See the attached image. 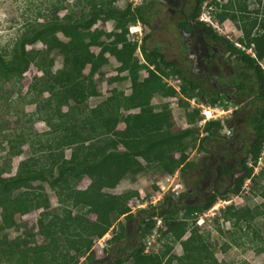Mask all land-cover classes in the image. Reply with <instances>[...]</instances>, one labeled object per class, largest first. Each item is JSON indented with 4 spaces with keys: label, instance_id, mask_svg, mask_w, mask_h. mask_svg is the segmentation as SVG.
Returning <instances> with one entry per match:
<instances>
[{
    "label": "trees",
    "instance_id": "16d2710c",
    "mask_svg": "<svg viewBox=\"0 0 264 264\" xmlns=\"http://www.w3.org/2000/svg\"><path fill=\"white\" fill-rule=\"evenodd\" d=\"M85 1L77 3L80 7L78 13L70 9L66 0H47L46 4L42 3L44 8L38 7L35 19L26 20L10 52L3 55L0 51V85L13 84L19 74H24L31 66L42 72L43 77L36 79L41 85L37 95L47 93L49 97L43 105L37 103L38 96L31 97L29 103L35 105V111L30 121H43L50 129L36 139H32V135L17 139L12 134L6 135L7 124L0 126V149L5 153L3 166H8L13 157L23 155L22 148L27 143L33 155L29 160L19 163L17 172L22 178L21 184L4 178L6 169H0V264H86L94 259V255L86 251L88 240L98 242L112 229V237L108 241L112 244L123 241L126 238L123 224L119 225L121 229L117 233L116 223L121 217L130 220L135 216L130 202L140 198V195L137 191L120 195L110 191L126 178L135 181L136 176L148 170H159L167 175H174L178 170L185 173L191 164L186 163V149L179 147V143L187 144L189 140L196 142L195 135L199 134V130L193 126L203 119L200 110H191L184 102L195 98L201 105L213 107L218 104L217 99L198 92L193 82L175 72L158 48H147L150 35L143 38L140 46L128 40L131 23H148L144 15L145 7H140L135 13L131 5L119 10L112 5L111 0ZM206 1L201 0L198 17ZM253 1L258 4V9L254 11L250 10V0H227L224 5L212 1V6L217 9L213 14V22L218 26L226 20L236 23L243 34L240 44L245 49L252 48L253 55L238 49L219 35L217 28L211 24L202 22L218 40L227 44L231 54H235L247 66V77L256 79V100L263 103V107L258 108L256 116L251 119L253 139L245 157L236 165L238 170L232 172L228 191V194L238 195L245 182L250 181L252 193L257 191V194L262 195L263 203L251 211L252 215L247 221L264 220V193L261 192L263 186H260L264 184V169L254 174L264 148V68L261 67L264 62V11L260 10L263 0ZM65 10L66 14L61 17L60 12ZM101 20L114 22V31L106 33L99 29L92 32ZM39 44L45 49L38 59L36 47ZM29 46L32 49L28 50ZM93 46L100 49L97 56L91 52ZM138 48L146 55L143 68L148 72V77L142 81H139V61L135 57ZM53 53L56 58L62 59V67L55 72L52 68L56 58L45 61ZM107 54L118 63L115 69L117 76L110 78L109 82L129 79L131 93L127 95L125 91L117 90L108 101L88 108L86 102L99 94L95 86H87L86 81L93 78L103 65L110 64ZM89 62L87 77L83 72ZM124 73L128 75L120 77ZM165 77L181 80V95L187 98L186 101L181 100L186 110L183 116L187 129L175 131L170 108L151 104L152 98L162 93L159 87ZM164 94L166 97L177 93L170 88ZM106 103L110 104L107 110L104 109ZM64 107L68 109L67 115L62 114ZM134 107L140 109L141 118L129 121L123 130H119L118 125L125 120L123 113ZM222 128L223 124L218 120L205 124L203 130L209 136L201 141V150L204 149L205 141L218 137ZM8 138L13 139L11 145H6L10 140ZM36 145H42L45 153H39ZM66 149L71 151L69 158L65 157ZM177 153H180L179 159L175 158ZM85 178L90 180V184L81 190L79 185ZM47 191L54 193L61 205L55 209V215L49 212L51 203ZM217 199L212 197L203 205L178 209L172 199L166 198L160 209L140 210L138 243L126 259H119L115 264H128V261L129 264H226L216 259L208 245V238L199 232V228H191L200 214L209 210ZM39 210L42 212L36 228H29L26 223L17 221L19 215ZM181 211H184V215L180 218ZM241 211L234 206L220 211L221 220L229 223L235 233L243 230V221L239 217ZM92 215L95 219H91ZM52 216L56 225L48 233L46 222ZM158 219L163 227L157 225ZM189 220L193 222L189 224ZM37 227L38 233L35 232ZM156 228L160 233L158 240L165 239L164 250L149 254L145 251L144 243L153 236ZM10 230L19 234L13 241L7 234ZM189 230L190 236L182 240ZM37 235L43 236L42 243L36 240ZM239 236H233L230 244L240 246L239 239L243 237ZM261 241L264 244L262 238ZM177 243L181 244L183 255L171 256ZM16 244L20 245L19 248H16ZM113 250L107 252L112 253ZM259 251L264 252V246ZM119 252L121 255L125 253L123 249Z\"/></svg>",
    "mask_w": 264,
    "mask_h": 264
},
{
    "label": "rangeland",
    "instance_id": "374dc122",
    "mask_svg": "<svg viewBox=\"0 0 264 264\" xmlns=\"http://www.w3.org/2000/svg\"><path fill=\"white\" fill-rule=\"evenodd\" d=\"M67 4L71 7L70 9L75 10L76 12H80V7L77 3L80 0H66ZM146 3V0H111L112 5L119 9L123 10L128 5L134 6L140 5L141 3ZM212 1H217L220 5H224L227 3V0H208L203 4L202 14H206L205 17L211 16V19H215L213 14L217 11L215 6H212ZM87 2V0L85 1ZM47 0H0V51L3 55L8 54L11 50L13 42L16 38L21 34L22 29L25 26L26 20L35 19L37 14V9L44 8ZM250 10L254 11V9H258V4L253 0L249 2ZM260 7L261 11H264V0L262 1ZM263 8V9H262ZM66 14V10L60 12V16L64 17ZM262 18V15H260ZM170 16L166 13H160L154 17L153 22L156 24L155 32L151 33V38L147 42V48L149 50H153L155 48L160 49L161 51L165 48V43L167 38L172 41L174 38L173 32L169 31L165 27V23L168 22ZM168 20V21H167ZM238 25L231 20H226L224 23L218 26L216 30L219 35L232 42L238 49L245 50L246 53L253 55V49H245L244 45L240 44V39L242 37L241 30L237 27ZM129 27H136L138 29V34L132 35L130 30H128V40L137 43L138 46L141 45L143 38L145 37L147 31L144 29L142 32L140 31V27L142 24L139 22H133L129 25ZM102 29L106 33H111L114 31V22H104L99 21L92 29V32L95 30ZM130 29V28H129ZM171 32V33H170ZM169 36V37H168ZM62 37V36H61ZM63 39V37H62ZM108 42V41H107ZM174 42V41H173ZM240 45V46H237ZM75 48L78 47L74 46ZM28 50L32 49V47H28ZM45 47L42 44L37 45L36 47V56L39 59L40 54L44 51ZM91 52L94 56H97L100 53L99 47L93 46L91 47ZM109 65H103L101 70L93 77L89 78L86 81L87 86H95L97 93L99 94L97 97L91 98L86 102L88 104V108H94L96 105L101 104L103 101H108V99L118 90L125 91L127 95L131 93L130 90V81H118L110 83L109 79L116 77L117 72L115 69L118 67V63L114 57H111L107 54ZM135 57L138 59L139 64V81L144 80L148 77V72L143 68V65H146V55L140 51L138 48ZM56 58L55 53L48 56L45 59L48 62L50 59ZM92 58H90L91 61ZM62 67V59L60 57L56 58L52 71L55 72ZM261 67L264 68V62L261 64ZM153 69V67H151ZM90 71V62L85 66L83 75L88 77ZM168 72V71H167ZM128 75L127 73L121 74L120 77H124ZM43 77L42 72H40L37 67L31 66V68L26 71L24 74H19V77L13 84H1L0 85V126L7 124V132L6 135H14L17 139H22L32 135V139H36L39 135H43L50 131L49 127L43 121L36 120L34 123L30 121L31 115L34 114L35 105L30 104L31 97L33 95L38 96L37 103L39 105L44 104V100L49 97V94L43 93L40 96L37 95L38 90L41 89L40 83L36 81V79H40ZM101 79V80H100ZM250 79L251 85L255 82ZM163 83V84H162ZM161 83L160 95H156L152 98V105H165L170 108V111L173 115L174 121V130H183L187 129L188 125L186 123V119L184 118V114L186 110L184 106L181 104V100L186 101V97L181 95V82L176 77H165L163 78V82ZM35 87V88H34ZM34 88V89H33ZM170 88H173L176 91V95L164 96V92L168 91ZM36 90V91H35ZM257 87L253 84V93L251 94L255 99L249 102L247 109L242 116L243 124L240 127V140L244 141L243 147L238 149V146L235 145V149L232 152V147L226 142H221L222 135H227L230 133L229 128L226 126L227 121L230 119L231 112L236 109V105L229 102L227 103L225 100L221 101L219 104L209 107L207 105H201L198 103V100L195 98L187 99L185 106L190 107L189 109L200 110L202 119H206V116L203 114V111L206 109L208 111L214 112L213 115L218 116V121L223 124V128L220 131L218 140L216 138L207 139L204 143V149L210 150L212 152H218L221 148V145L225 146L222 155H225L227 161L233 162V164H239L240 160L245 157L246 152L252 142L253 139V126H252V117H255L257 114L258 108L263 107V103L256 100L257 97ZM33 97V98H35ZM110 104L106 103L104 109H109ZM209 108V109H208ZM68 109L66 107L63 108L62 114L67 115ZM125 120L118 125L119 130H123L125 128L126 123L129 121H137L141 118L140 109L134 107L129 112H124ZM36 118V117H34ZM210 121V120H206ZM205 123L197 122L193 127L199 130V134L195 135L197 141L189 140L187 144L180 142L179 147L186 149V153L188 158L191 161L198 160L200 156L201 150V141L208 137L203 127ZM148 131V130H147ZM149 132V131H148ZM31 133V134H30ZM10 139L6 145H11L13 143L12 138ZM1 141V138H0ZM30 144L27 143L23 146L24 154L21 156L13 157L8 164V166H3L4 163V155L5 153L0 149V169H6L3 177L11 179L16 184H21L22 178L18 174V166L19 163L25 160H29L33 155L31 154V150L29 149ZM37 147V145H36ZM234 147V146H233ZM39 153L44 154L45 150L42 145H38L37 147ZM200 150V151H199ZM2 151V152H1ZM198 151V152H197ZM70 149H66L65 157H70ZM180 153L175 154V158L179 159ZM258 164L255 166L254 174H258L262 169H264V148L262 150L261 159H259ZM250 166L252 163L248 160ZM3 166V167H2ZM190 168V167H189ZM186 171V183L189 185L192 184L194 179L190 177L191 168ZM238 170V167H235ZM180 170H178L174 175L162 174L159 170H148L144 173L136 176V180L132 181L131 179L126 178L123 180L118 187L111 190L110 192L115 195L124 194L128 191H137L140 195V198L133 199L130 202L132 213L135 215L132 219H127L121 217L116 223L115 231L118 233L119 225L123 224L126 238L118 242L116 244L110 243L108 241L112 237V229L109 234H107L102 240L98 242H92L88 240L86 242V251L87 254L92 253L94 255V259L92 261L87 262L86 264H115V262L119 259H126L129 256V253L132 251L133 246L131 245V241L134 240V237L137 232V228L139 226L138 220L141 219L138 215L142 209H147L151 211V209H160L164 205V201L166 198L172 199L173 204L181 209L184 207L185 202L181 203L179 199V195L183 191L184 180L182 179ZM197 175V172H193ZM195 175V176H196ZM192 176V175H191ZM195 178V177H194ZM90 184V180L85 178L79 185V189L84 190ZM38 185V184H37ZM263 186L261 192L264 193V184H260ZM226 188L221 186L220 190L223 191ZM252 183L250 181H246L243 189L238 195L228 194L225 198L219 197L215 204L206 212L200 214L195 224L191 228H199V232L203 234L206 238H208V245L210 249L214 253L216 259L220 262H224L226 264H264V252L260 253L259 249L264 246L261 241V238L264 240V220L263 219H255L249 220L251 217L253 210L257 208L258 205L263 203L262 195L252 193ZM180 193V194H179ZM183 193V192H182ZM194 195L191 198L192 200L196 199L198 194V190H194ZM49 201L51 203L50 213L55 215V209L60 208V204L57 201L55 194L47 191ZM189 201H187L188 203ZM178 203L180 205H178ZM180 206V207H179ZM228 206H234L240 209L239 217L243 221L241 224L243 230H238V233H235V229L231 227L229 223H225L220 218V211ZM245 209V210H243ZM42 210L32 212L26 215H19L17 217V221L19 223H26L29 228L37 226L38 218ZM60 213V211H58ZM144 215V214H143ZM184 215V211L180 212V218ZM91 219H95V216L92 215ZM193 220H189V224L192 223ZM56 225V220L52 216L47 220L46 226L49 231L53 229ZM157 225L159 227H163V223L160 219L157 220ZM165 228V226H164ZM119 229V230H118ZM220 229V231H219ZM39 228L35 230L38 233ZM235 233V234H234ZM9 239L13 241L19 234L14 230L7 231ZM190 230L186 234V236L182 240H186L190 236ZM159 231L154 232L153 236L147 240L144 245L146 246V253L156 254L162 250H164V242L165 239L159 241ZM241 235L243 238L239 239L240 246L231 245L230 241L233 236ZM239 236V237H241ZM36 240L39 243L43 242V236L37 235ZM20 245L16 244V248H19ZM113 252L108 253L107 250L113 249ZM120 249L125 251L124 254L121 255L119 252ZM183 250L180 243H177L172 252L171 256H182ZM84 258L82 262H84ZM128 261V259H127ZM128 264L130 261L127 262ZM166 263V262H165Z\"/></svg>",
    "mask_w": 264,
    "mask_h": 264
},
{
    "label": "flooded vegetation",
    "instance_id": "af4514ba",
    "mask_svg": "<svg viewBox=\"0 0 264 264\" xmlns=\"http://www.w3.org/2000/svg\"><path fill=\"white\" fill-rule=\"evenodd\" d=\"M146 1V3L142 1L140 5L132 8L135 12L140 7H145L144 15L147 17L148 23L138 21L142 24L140 31L145 29L146 35H150L151 38V33L156 30V24L153 22L154 17L160 13L170 16L165 27L167 30L170 28L174 39L171 41L170 38H167L164 44L165 48L163 51L159 49L160 52L165 56L167 62L172 64L175 72L182 74L198 87V92L217 99L218 104L225 100L227 103L231 102L236 105V109L231 112L230 119L226 123L230 133L228 136L218 135V137L222 138L221 142L226 141L232 147V152L235 145L241 149L244 141L240 140L239 126L243 124L242 116L249 102L254 99L251 92H253V84L256 85L255 82L251 85L250 79L253 81V78L247 77V66L241 63L235 54H231L227 44L218 40L209 31L207 25H202L200 16H197L201 0ZM179 81L181 82V80ZM225 149L228 148L223 145L218 152L204 149L199 153L200 156L196 161L187 158L186 163L191 164L190 177L194 181L190 185L186 183L187 173L182 174L181 172L180 177L184 180V185L183 193H179V203L187 200L189 202L186 201L184 206H199L209 198H219L228 194L232 183V172L237 164L227 161L225 155H222ZM195 171L197 175L193 173ZM221 186H226V188L221 191ZM195 189L198 190V194L196 199L192 200L189 197L195 194ZM179 203L178 205H180ZM140 222L139 219L138 223L140 224ZM137 234L138 232H136L134 240L131 241L132 246L138 243Z\"/></svg>",
    "mask_w": 264,
    "mask_h": 264
},
{
    "label": "built area",
    "instance_id": "2783aa9c",
    "mask_svg": "<svg viewBox=\"0 0 264 264\" xmlns=\"http://www.w3.org/2000/svg\"><path fill=\"white\" fill-rule=\"evenodd\" d=\"M205 16H206L205 13L201 15V21L206 22L208 24H211L213 27L218 29V24L213 22V20L211 19V16H209V17H205ZM135 28L136 27H130V33L132 35L138 34V29H135ZM203 114L206 116V119H204L201 123H205L206 120H216V119H218V116L217 115H213L214 112H212V111H208V110L205 109L203 111Z\"/></svg>",
    "mask_w": 264,
    "mask_h": 264
},
{
    "label": "clouds",
    "instance_id": "9594fccd",
    "mask_svg": "<svg viewBox=\"0 0 264 264\" xmlns=\"http://www.w3.org/2000/svg\"><path fill=\"white\" fill-rule=\"evenodd\" d=\"M200 21H201V16H200ZM201 22H203V21H201ZM205 23H206V22H205ZM129 30H130V29H129ZM203 120H204V119H203ZM203 120H202V121H203ZM216 120H218V119H216ZM202 121H201V122H202ZM210 121H212V120H210ZM201 122H200V123H201ZM207 122H209V121H207ZM207 122H206V123H207ZM260 159H261V158H260ZM259 161H260V160H259Z\"/></svg>",
    "mask_w": 264,
    "mask_h": 264
}]
</instances>
